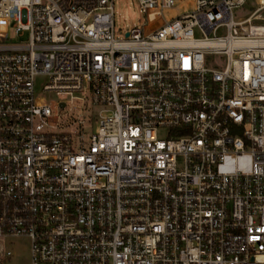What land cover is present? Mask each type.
<instances>
[{"label":"built area","instance_id":"2783aa9c","mask_svg":"<svg viewBox=\"0 0 264 264\" xmlns=\"http://www.w3.org/2000/svg\"><path fill=\"white\" fill-rule=\"evenodd\" d=\"M246 1L139 0L117 38L113 0H0V262L28 236L30 264H264V0L235 20ZM77 91L94 131L52 129L68 100L41 94Z\"/></svg>","mask_w":264,"mask_h":264},{"label":"rangeland","instance_id":"374dc122","mask_svg":"<svg viewBox=\"0 0 264 264\" xmlns=\"http://www.w3.org/2000/svg\"><path fill=\"white\" fill-rule=\"evenodd\" d=\"M192 4L194 0H189ZM257 0H247L243 5L235 7L233 17L239 21L251 14L257 6ZM113 19L115 26V36L117 38H125L126 31L134 27H140L146 19V12L139 0H113ZM264 22L263 20H253V23ZM226 27H220L218 34H225ZM224 61V56L219 54L210 55V64L214 61ZM46 78H40L39 84H44ZM39 89L40 87L37 86ZM40 98L54 107L55 101L58 98H66L68 100V113L59 108L56 110V115L50 117L52 129L61 130H76L81 128L78 122L79 118L84 119L83 129L88 133L93 132L98 124V121H89L88 116L98 110L96 104H93L88 92L77 91L74 98L70 96L56 95L54 93L41 94ZM5 249H10L12 254L8 259L0 262V264H30L31 263V242L28 236H12L4 240Z\"/></svg>","mask_w":264,"mask_h":264},{"label":"water","instance_id":"95a60500","mask_svg":"<svg viewBox=\"0 0 264 264\" xmlns=\"http://www.w3.org/2000/svg\"><path fill=\"white\" fill-rule=\"evenodd\" d=\"M63 105V104H62Z\"/></svg>","mask_w":264,"mask_h":264}]
</instances>
